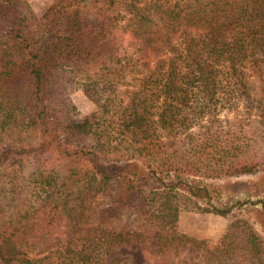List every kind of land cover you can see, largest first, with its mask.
<instances>
[{"label":"trees","instance_id":"obj_1","mask_svg":"<svg viewBox=\"0 0 264 264\" xmlns=\"http://www.w3.org/2000/svg\"><path fill=\"white\" fill-rule=\"evenodd\" d=\"M252 114L264 126V0H0V262L120 264L108 248L152 243L150 264H264L243 219L212 247L178 228L230 215L197 179L264 171Z\"/></svg>","mask_w":264,"mask_h":264},{"label":"rangeland","instance_id":"obj_2","mask_svg":"<svg viewBox=\"0 0 264 264\" xmlns=\"http://www.w3.org/2000/svg\"><path fill=\"white\" fill-rule=\"evenodd\" d=\"M51 0H28L34 12L39 14ZM131 39L129 34H125V40ZM252 88V96L259 92L261 77L253 76L248 78ZM26 80L10 82L14 87L18 86L21 91ZM18 89V90H19ZM69 99L73 104L77 118L95 110V105L80 89H75L69 93ZM246 112L245 109H241ZM253 112H255L253 110ZM243 113V114H244ZM222 120L224 115L221 114ZM244 131L251 145L257 149L258 154H264V126L258 122V117L254 114L244 120ZM184 141L183 137L168 140L170 150H176ZM134 170L143 173L140 165L134 166ZM194 186H207L210 197L205 192L195 199L203 206L214 203L219 206H231L229 217L220 216L211 212L182 211L179 216L178 228L180 232L203 239L208 247H212L216 241L230 228L232 221L236 218L243 219L253 226L257 234L264 239V171L250 174L232 176L226 179H197ZM209 200V201H207ZM156 252L152 243H131L125 245H113L107 250L105 262H119L120 264H150V254ZM175 260L182 258H196V253L189 247L179 250L172 255ZM0 264H3L0 262ZM16 264V263H11Z\"/></svg>","mask_w":264,"mask_h":264}]
</instances>
